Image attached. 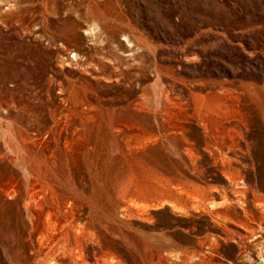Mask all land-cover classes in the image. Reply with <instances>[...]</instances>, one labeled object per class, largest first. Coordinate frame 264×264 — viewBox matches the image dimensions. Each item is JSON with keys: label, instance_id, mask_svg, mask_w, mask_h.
I'll list each match as a JSON object with an SVG mask.
<instances>
[{"label": "rangeland", "instance_id": "1", "mask_svg": "<svg viewBox=\"0 0 264 264\" xmlns=\"http://www.w3.org/2000/svg\"><path fill=\"white\" fill-rule=\"evenodd\" d=\"M264 0H0V264H262Z\"/></svg>", "mask_w": 264, "mask_h": 264}, {"label": "built area", "instance_id": "2", "mask_svg": "<svg viewBox=\"0 0 264 264\" xmlns=\"http://www.w3.org/2000/svg\"><path fill=\"white\" fill-rule=\"evenodd\" d=\"M261 263L264 264V258L263 257H261Z\"/></svg>", "mask_w": 264, "mask_h": 264}]
</instances>
